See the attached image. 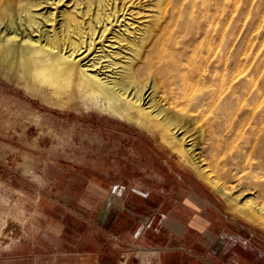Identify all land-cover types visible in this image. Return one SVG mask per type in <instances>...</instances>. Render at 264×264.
I'll list each match as a JSON object with an SVG mask.
<instances>
[{
    "label": "rangeland",
    "instance_id": "1",
    "mask_svg": "<svg viewBox=\"0 0 264 264\" xmlns=\"http://www.w3.org/2000/svg\"><path fill=\"white\" fill-rule=\"evenodd\" d=\"M237 1L239 57L263 61L264 0ZM47 2L34 11L43 16L47 10L54 11L51 0ZM48 24L41 22L39 27L49 29L45 28ZM33 35L36 38L37 32ZM258 69L247 77L257 79ZM12 77L0 72V264H157L158 258L163 264H198L190 255L170 256L167 251L174 237L178 244L183 239L195 243L190 234L181 233L177 221L175 231L180 235L159 221L156 226H145L141 219L144 211L151 212L152 203L158 211L171 206L188 215L189 209L183 212L181 188L172 189L164 198L161 195L169 186L182 184L179 176L184 184L192 175L209 189L202 210L212 218V229L220 232L226 228L224 240L239 246L234 255H227L228 264H264V224L232 209L158 134L85 103L79 94L74 98L70 90L56 92L53 87L35 84L32 91ZM247 87L241 88L244 93ZM257 106L259 101L249 105L241 97L235 99L230 115L234 116L228 114L231 119L226 120L234 128L227 130L225 125L221 130L223 135L218 138L223 137L224 148L215 160L208 159L205 144L201 145L208 168L221 183L222 163L232 150L230 145H242L237 137L249 133L247 121L253 109L261 108ZM208 114L205 125L210 121ZM200 122L198 119L193 126ZM256 126L258 129L259 123ZM231 183L235 181L230 178L227 184ZM236 188L231 192L238 193L240 187ZM124 203L142 209H127ZM159 249L164 256H159Z\"/></svg>",
    "mask_w": 264,
    "mask_h": 264
},
{
    "label": "bare ground",
    "instance_id": "2",
    "mask_svg": "<svg viewBox=\"0 0 264 264\" xmlns=\"http://www.w3.org/2000/svg\"><path fill=\"white\" fill-rule=\"evenodd\" d=\"M47 1L0 0V72L28 90H70L158 134L232 209L264 224V59L239 57L238 1L51 0L54 11H34ZM240 97L261 108L251 111L249 133L238 135L242 145H230L221 183L201 145L215 160L224 148L218 136L225 125L234 128L226 120ZM230 178L240 187L236 194Z\"/></svg>",
    "mask_w": 264,
    "mask_h": 264
},
{
    "label": "crops",
    "instance_id": "3",
    "mask_svg": "<svg viewBox=\"0 0 264 264\" xmlns=\"http://www.w3.org/2000/svg\"><path fill=\"white\" fill-rule=\"evenodd\" d=\"M184 175H186L184 173ZM188 177V180L184 182L185 186H183V180L181 176L178 177L179 179V185L175 188V186L171 187L169 186L167 188L166 193H162L161 195L163 198L165 196H169L172 189H180L184 191V211L186 209H189L190 212L188 215L186 213H177V211H173V207L170 206V208L162 212L161 210L158 211V207L156 204L152 203L150 204L151 212L142 211L143 214L141 215L142 221H144L145 226H156L157 221L160 222V224L164 226H169L171 230L174 232L176 229V223L179 224L180 230L182 229V234L185 235H191L193 242L191 243L190 240H184L181 241L179 244L177 243V238L174 237V240L172 241V245L169 246L167 251L169 252L170 256H175L176 254H181L184 256L190 255L193 260H196L198 264H228L230 261L227 260V255L229 254H235L237 252V248L239 247L236 244H228L226 240H224V234H226L227 229L222 228L220 232H216L212 229V218H209L206 212H203L202 207L203 204L208 202L209 198V189L202 180H200L195 175H192ZM149 190V189H148ZM148 192V191H146ZM147 195V193H145ZM145 199V198H144ZM145 204V203H144ZM141 205V203H140ZM122 206H125L127 209H133V208H140L141 206L136 205L135 203L129 204L124 203ZM152 206V207H151ZM154 208L155 210H153ZM140 212V211H139ZM135 219H140V217H135ZM211 220V221H210ZM162 221V223H161ZM136 222V221H135ZM158 222V224H159ZM135 224H138L137 222ZM142 224V223H141ZM159 224V225H160ZM175 231V234L180 235ZM188 237V236H186ZM204 239H208L209 242H207ZM207 242V243H206ZM220 243V244H219ZM220 245L221 250L217 251L218 246ZM159 256H164V250L159 249L158 250ZM177 263V262H176ZM157 264H163L162 259L158 258ZM180 264H186L181 261Z\"/></svg>",
    "mask_w": 264,
    "mask_h": 264
}]
</instances>
